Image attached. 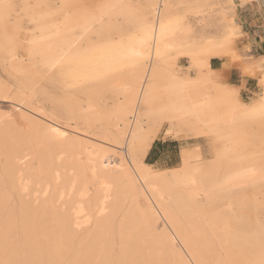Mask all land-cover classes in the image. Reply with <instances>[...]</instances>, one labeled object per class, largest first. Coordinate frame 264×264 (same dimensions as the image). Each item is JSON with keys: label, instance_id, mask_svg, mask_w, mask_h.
I'll use <instances>...</instances> for the list:
<instances>
[{"label": "bare ground", "instance_id": "1", "mask_svg": "<svg viewBox=\"0 0 264 264\" xmlns=\"http://www.w3.org/2000/svg\"><path fill=\"white\" fill-rule=\"evenodd\" d=\"M20 1L18 13L16 0H0L16 6L13 19L19 18L21 29L14 40L0 29V54L17 61L12 63L26 88L35 85L30 72L55 71L65 90L54 97L53 117L80 121L124 151L112 153L110 144L96 139L82 143L78 133L15 99L32 130L6 123L0 130V261L259 264L264 115L251 110L264 96V55L240 63L236 25L210 31L208 21L219 14L208 0H89L110 6L97 10L106 17L103 25L70 18L62 6L77 0ZM145 22L152 25L147 42ZM214 58L226 62L215 67ZM233 62L241 64L244 79L260 83L262 92L252 102L243 98V85L227 81ZM161 133L186 140L179 165L145 161ZM205 136L213 137L210 158L201 145ZM30 155L40 162V177L23 166ZM14 191L17 210L8 205ZM90 222L92 230L83 234Z\"/></svg>", "mask_w": 264, "mask_h": 264}, {"label": "rangeland", "instance_id": "2", "mask_svg": "<svg viewBox=\"0 0 264 264\" xmlns=\"http://www.w3.org/2000/svg\"><path fill=\"white\" fill-rule=\"evenodd\" d=\"M215 2H218L220 5L218 4L217 6H214ZM16 4H17L18 13L19 12L21 13L22 2L20 0H16ZM207 7L213 8V10H214L213 14H217V12H218V14L220 15V16L214 15V17H211V20L208 21L209 24H211L210 25L211 27L209 26L210 31H214L219 27H221V28H224L225 26L234 27L236 25L235 27L237 29V34L235 36L236 41H235L234 45L236 47L237 53L239 54V56L241 58L240 63H243V64L249 63L251 60L255 61V59L257 60V58L264 55V0H233V1H231V0H208V6ZM180 11H181V9H180ZM218 17L219 18L221 17V18L219 19ZM24 18H26V17H24ZM25 20L27 22V19H25ZM211 29H213V30H211ZM0 57H1L0 58V80H1L0 84L5 85L4 88H6V89H3V86L2 85L0 86V88L3 89V90L0 89V93L2 91V93L0 94L1 95L0 96V123L3 121L2 124H0V127H2V128H0V130L4 129L3 125L6 123L4 125L5 128L6 127L8 128V126H9L10 128H14L16 130L25 131L26 133H28V132L30 133V131L32 130L31 122L23 117V115L21 114V111H19L20 107L16 106V105L20 106L21 102L20 103H19V101L16 102L15 99L19 100V99L23 98V99H25V102L27 101V103L30 105V107L32 106V108L34 110L35 109L37 110V111L36 110L32 111V113L37 112L34 115H37V116L40 115V117L42 116V119L46 118L45 119L46 121H48V120L51 121V119L58 120L62 124L61 126H63L64 129L71 132L70 134L75 135L78 133L79 136H82L81 137L82 143H84V141H86V139L87 140L93 139L92 141H95V139H96V141H99V143H102V144L108 143L107 146H109V144H110L111 146H109L108 149H110L112 151V153H119L121 151H124V150H122L123 148L120 149L117 145H115V146H117V147H115V146H113L114 144L112 145L111 143H109L106 140H103V139L100 140V137H98L97 134H94V133H97V130L86 129L85 126L80 121L76 122V121L68 120L67 118H65L61 115H59L60 118L58 115H57V117H56V115H54L55 117H53L52 114L55 113L54 111H55V107H56L54 100L59 98L60 95L62 96L64 94L63 90H65V87L61 83L59 76L57 75V73L55 71L52 74L50 73L52 71L47 72L46 73V74H48L47 78L45 76L46 75L45 73H44L45 75H42L39 73L38 74L33 73L35 75H32V73L30 72L31 75L29 76V74H28L29 78L33 79L34 77L36 78L38 76L37 78L40 77V79H38L36 81V79L34 78L35 80L33 79V81H34L35 85L27 86V88H28L27 89L25 87L26 85L24 84V82L21 81L22 80V77L20 76L21 74L19 73V71H17L18 70L17 67H15V65L17 64V61H12V59L5 57L3 54H0ZM2 58H4V59H2ZM5 59H6V61H5ZM245 59H247V60L249 59V62H247V60H245ZM8 62H9V64H8ZM12 62H14V63L16 62V64H14ZM224 62H226L225 59L214 58L212 60V65L213 66L215 65V67L222 66L224 64ZM11 63H12V65H11ZM250 63H252V62H250ZM180 64H181L182 68L184 70H186L187 66H189V61H188V59H184L183 61L180 62ZM11 66H12V68H10ZM14 67H15V70L13 69ZM229 69H230V71H229ZM15 71L19 75H17V73ZM13 73L15 74V76ZM241 74H242L241 64H239L238 62H233L230 66L227 67V73H226V76L228 79L227 81L230 83H233V84L243 85V86H241V94H242L243 98L248 102H252L254 100V98L256 99L261 94L262 88L259 85L260 83H259L258 79L254 78V77H250L246 84H241V83H245V80H246V79H244L243 75H241ZM49 75H51L50 78H49ZM41 78L42 79L44 78L43 82H41L42 81ZM15 79H17V80H15ZM242 80H243V82H241ZM52 81H54V82H52ZM37 82L38 83L41 82V83L38 84ZM41 84H43V85H41ZM36 86H38L39 89H38V87L35 88ZM40 86H41V88H40ZM42 86L45 89H43ZM21 87H23V88H21ZM30 87L32 89H30ZM8 88H9V90H7ZM35 89H37V90H35ZM61 90H62V92H61ZM26 91H27V93H26ZM34 91H36V92H34ZM55 92H57V94ZM36 93H38L37 96H36ZM53 93H54V96H53ZM48 95L49 96L51 95V96L49 97ZM55 95L57 97L54 99ZM31 102H33V104H31ZM53 103L55 106L53 105ZM21 107L24 108L23 105H21ZM50 107L54 108V111ZM211 139H212V141H211ZM155 141H157V144L155 146V151L151 155H148L149 154V152H148L147 156L145 157V161L148 159L149 161H154V163L155 162L160 163L161 165H163L164 167H167V168L171 167V166H177L180 164V162H181L180 152H181L182 146L184 144H186L185 139L181 140V139L174 138L172 136H168V137L165 136L164 137V135L161 133ZM203 141L204 142L201 145H202V149L204 151L205 157L210 158V157H212V152H211L212 148L211 147H212L213 137L212 136H205V137H203ZM68 142L69 141L66 140V144ZM30 143H31L30 144L31 147L33 149H36L35 143L34 142H30ZM118 149H119V151H118ZM2 151L3 150L0 148V162H1L0 168L2 167L0 169L1 170L0 175L4 173L2 171H4V162H5V154ZM27 158L28 159H25L26 165L23 164V166L28 169V172L30 175L32 174L36 178L40 177V174H39L40 162H39V160L34 156L32 157V155L28 156ZM26 161H29V162H26ZM116 161H117V159H116ZM32 162L34 165L32 164ZM30 166H31V168H30ZM117 172L119 173L120 171H117ZM93 191H94V188H93ZM262 192L263 191H261V193ZM13 193H12V199L9 201L8 205L10 207H13V206L16 207V210H17V209H19V205L21 204V202H20V198H19L17 192L14 191ZM260 196L264 197V193H262V195L260 194ZM27 199H30V197H27ZM13 200H14V202H13ZM161 225H162V221H161ZM92 228H93V222H90L86 228L81 230V232H83V234L85 232L87 233V231L88 232L91 231ZM83 234H81V235H83ZM178 246L180 247V245H178Z\"/></svg>", "mask_w": 264, "mask_h": 264}, {"label": "snow or ice", "instance_id": "3", "mask_svg": "<svg viewBox=\"0 0 264 264\" xmlns=\"http://www.w3.org/2000/svg\"><path fill=\"white\" fill-rule=\"evenodd\" d=\"M16 6L11 4V3H0V29H2L5 33L6 39H15L17 36V33L21 30L19 25H20V20L19 18L13 19V9ZM26 10L32 9L39 7L37 5H24L23 6ZM64 9H67V14L70 18L77 19V20H83L86 22H96L99 21L101 25L104 24V21L106 17L103 14L97 13L98 9L110 7L108 5H98L94 3H90L89 0H77V2L69 4V5H64L62 6ZM19 14H17V17ZM31 22H35L34 17L29 18ZM164 25L161 24V32L163 33L164 30ZM152 30V25L149 23H144L143 24V31H144V39L145 42H147V36ZM91 29L88 28L86 29V32H90ZM82 40L83 37H80ZM227 39V38H226ZM159 55V51L157 53ZM137 56L143 57V53H137ZM213 76L219 78L220 73H212ZM261 86L264 87V79L261 80ZM232 96H235V92L231 91L229 93ZM251 111H259L262 115H264V96H262L261 100L259 101L258 106L254 107ZM0 264H27L25 261H0ZM121 264H124V262H121ZM259 264H264V255H262L261 259L259 260Z\"/></svg>", "mask_w": 264, "mask_h": 264}, {"label": "trees", "instance_id": "4", "mask_svg": "<svg viewBox=\"0 0 264 264\" xmlns=\"http://www.w3.org/2000/svg\"><path fill=\"white\" fill-rule=\"evenodd\" d=\"M215 66V65H214ZM157 144V141H155L149 151V154L148 155H151L154 151H155V146ZM146 162H149V163H153L154 161H149L148 159L146 160Z\"/></svg>", "mask_w": 264, "mask_h": 264}, {"label": "crops", "instance_id": "5", "mask_svg": "<svg viewBox=\"0 0 264 264\" xmlns=\"http://www.w3.org/2000/svg\"><path fill=\"white\" fill-rule=\"evenodd\" d=\"M250 78V76L245 80V83L244 84H246L247 82H248V79ZM157 139V138H156Z\"/></svg>", "mask_w": 264, "mask_h": 264}]
</instances>
